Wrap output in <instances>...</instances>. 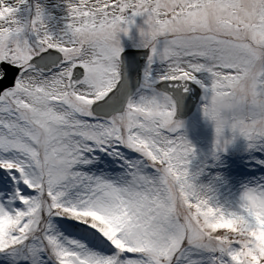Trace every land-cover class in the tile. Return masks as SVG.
I'll return each instance as SVG.
<instances>
[{"label":"snow or ice","instance_id":"obj_1","mask_svg":"<svg viewBox=\"0 0 264 264\" xmlns=\"http://www.w3.org/2000/svg\"><path fill=\"white\" fill-rule=\"evenodd\" d=\"M0 264H264V0H0Z\"/></svg>","mask_w":264,"mask_h":264}]
</instances>
